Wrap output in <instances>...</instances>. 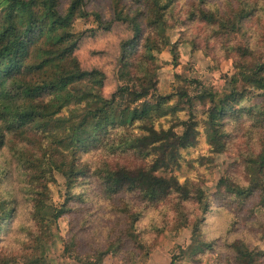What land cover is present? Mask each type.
<instances>
[{
  "label": "trees",
  "instance_id": "1",
  "mask_svg": "<svg viewBox=\"0 0 264 264\" xmlns=\"http://www.w3.org/2000/svg\"><path fill=\"white\" fill-rule=\"evenodd\" d=\"M110 1L112 15L104 19L87 11L84 0H69L64 8L61 0H0V150L6 149L16 163L28 204L22 211L17 193L4 188L10 176L8 167L0 164V236L14 219L24 236L18 251L0 253V264H45L54 242L53 226L71 211L67 201L100 196L110 202L117 229L110 231L105 246L85 250L86 242L80 243L72 233L64 240L63 255L84 264H102L108 255L146 261L166 241V229L178 232L191 226L194 250L172 255L170 264H261L264 99L258 108L240 101L254 91L264 95V46L247 37L248 23L264 19V0L190 3L186 19L204 24L207 40L223 44L234 65V72L215 84L196 83L200 88L193 95L186 86L167 95L157 93L154 52L170 47L177 63L176 44L168 35L178 22L176 0ZM77 19L89 27L76 31ZM118 23L130 34L119 44L121 84L106 96L105 73L82 67L75 51L82 38ZM257 35L256 39L264 38V28ZM196 100L204 103L210 152L222 153L234 145L239 157L219 178L212 196L196 180L159 174L178 169L182 150L195 144ZM182 111L187 119H180ZM236 137L243 140L238 146ZM56 173L64 178L66 198L54 207L49 185ZM91 180L98 191L88 196L81 189L88 192ZM215 203L233 219L225 236L207 238L203 226ZM152 209L168 223L154 226L158 237L148 244L140 236L139 222ZM239 223L253 232V241L229 237ZM218 248L226 253L215 257Z\"/></svg>",
  "mask_w": 264,
  "mask_h": 264
},
{
  "label": "rangeland",
  "instance_id": "2",
  "mask_svg": "<svg viewBox=\"0 0 264 264\" xmlns=\"http://www.w3.org/2000/svg\"><path fill=\"white\" fill-rule=\"evenodd\" d=\"M84 1L87 11H96L104 19L111 17L110 0ZM192 1L194 0L175 1L174 16L178 18V22H176L173 29L168 31V35L171 43L176 44L177 63L173 62L170 47H166L160 52H154L156 64L158 65L156 72L157 93L161 95L170 94L179 86H186L189 94L193 95L200 88L197 87L196 83H199L202 87H208L234 72L233 59L225 55L226 50L223 49V44L220 45L219 41L213 38L207 40L208 29L204 24L190 22L186 19V12ZM215 1L222 2V0ZM61 2L62 8H64L69 0H61ZM88 27L89 25L85 23L84 19H77L75 22L76 31ZM248 28L247 37L253 38L252 42L257 43V45L264 46V38L256 39L257 34L263 32L264 19L262 18L260 22H249ZM129 34L130 30L125 25L118 23L107 31L98 30L94 35L82 38L75 51L82 67L86 69L99 68L105 73L103 92L106 96L121 84L117 79L119 44ZM238 42L240 41H233V43ZM233 54L237 56L236 53ZM263 99L264 95L261 90L254 91L243 97L240 103L245 107L258 108ZM203 110L204 103L196 100L192 112L198 121L199 133L196 136L195 144L182 150L180 167L169 171H160L159 174L164 176L177 175L180 181L196 180L201 184L204 191L212 196L216 191L219 178L225 173L226 168L238 160L239 157L234 145L231 149L222 153L213 154L210 152L205 140ZM179 116L180 119H187L188 117L185 111L180 112ZM161 121L164 127L169 126V122L167 123L163 119ZM242 141L241 137H236V146L240 145ZM0 164L8 167L9 170L8 176L10 177L7 183L4 184V188L15 191L20 201V209L27 211L28 204L23 200L21 173L6 149L0 150ZM90 185L92 187L88 188V192L86 189L81 190L85 191L88 196L89 194L93 196L98 191V185L93 180H91ZM79 189L80 187L77 190ZM49 193V203L52 206L56 207L65 202L66 189L64 178L60 174H55V181L49 185ZM67 204L71 211L63 214L57 220L56 225L53 226L54 242L48 246L47 262L45 264H84L77 261L73 255H63L64 240L74 233L80 243L86 242V246L82 248L83 250L89 248L90 245L103 247L110 236V231L118 227V218L111 211L110 202L101 196L95 199L88 198L85 201H79V199L71 197ZM152 210L154 211H149L143 220L139 222L140 236L148 244L158 237L154 226L162 227L167 222V219L163 221L161 216L155 212L157 209ZM232 219L233 214L231 212L215 203L203 226L204 236L207 238H214L218 235L225 236ZM119 222H123V220L120 219ZM252 233L248 226L239 223L229 237H245L253 241L255 238ZM165 234L166 241L155 248L146 261L139 259V257L134 262L126 261L121 257L120 259L108 255L102 264H170L172 255H177L179 252L189 254L194 250L196 240L192 235L191 226L182 228L178 232L171 231L168 228L165 230ZM23 238L24 236L20 233L14 219L8 232L0 236V253L18 251L20 248L18 242ZM131 248V246L127 247V249ZM216 252L219 253H215V257L219 256L220 253L222 256L226 253L223 248H218ZM261 264H264V255Z\"/></svg>",
  "mask_w": 264,
  "mask_h": 264
}]
</instances>
